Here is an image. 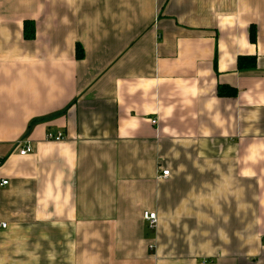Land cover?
Wrapping results in <instances>:
<instances>
[{
	"label": "crops",
	"instance_id": "obj_1",
	"mask_svg": "<svg viewBox=\"0 0 264 264\" xmlns=\"http://www.w3.org/2000/svg\"><path fill=\"white\" fill-rule=\"evenodd\" d=\"M0 225V264H264V0H0Z\"/></svg>",
	"mask_w": 264,
	"mask_h": 264
},
{
	"label": "built area",
	"instance_id": "obj_2",
	"mask_svg": "<svg viewBox=\"0 0 264 264\" xmlns=\"http://www.w3.org/2000/svg\"><path fill=\"white\" fill-rule=\"evenodd\" d=\"M156 123H157L156 121L153 122L154 125ZM47 140L51 141V142H60V141L64 140V136L62 133H58V134L49 133L47 135ZM17 147L20 149V155L21 156H26V155L34 153V147L28 140L19 141L17 144ZM169 175H170L169 171H163V173H162L163 178H167V177H169ZM7 184H8V182H3L1 184V186H6ZM144 219L148 223L150 228H152V229L157 228V225H158L157 213L147 212L144 214ZM6 227H7V225H3V228H6Z\"/></svg>",
	"mask_w": 264,
	"mask_h": 264
},
{
	"label": "trees",
	"instance_id": "obj_3",
	"mask_svg": "<svg viewBox=\"0 0 264 264\" xmlns=\"http://www.w3.org/2000/svg\"><path fill=\"white\" fill-rule=\"evenodd\" d=\"M252 36H253V41H254V34L252 33ZM78 55H79V57L81 58V57H83V54H82V52H81V49L80 48H78ZM244 59H240L239 60V67L240 68H245V66H244ZM251 63H252V67L254 66L255 67V60L254 59H251Z\"/></svg>",
	"mask_w": 264,
	"mask_h": 264
}]
</instances>
